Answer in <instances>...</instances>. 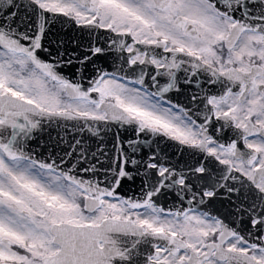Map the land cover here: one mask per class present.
<instances>
[{"label":"snow or ice","instance_id":"6c2138e0","mask_svg":"<svg viewBox=\"0 0 264 264\" xmlns=\"http://www.w3.org/2000/svg\"><path fill=\"white\" fill-rule=\"evenodd\" d=\"M0 264H264V0H0Z\"/></svg>","mask_w":264,"mask_h":264}]
</instances>
